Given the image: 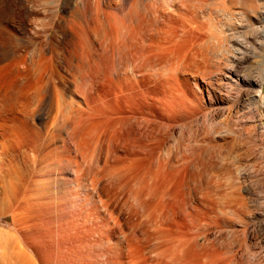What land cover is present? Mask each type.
Returning a JSON list of instances; mask_svg holds the SVG:
<instances>
[{"label": "rangeland", "instance_id": "rangeland-1", "mask_svg": "<svg viewBox=\"0 0 264 264\" xmlns=\"http://www.w3.org/2000/svg\"><path fill=\"white\" fill-rule=\"evenodd\" d=\"M0 30L21 72L59 44L23 110L0 72V122H27L0 137V264H264V0H0Z\"/></svg>", "mask_w": 264, "mask_h": 264}, {"label": "bare ground", "instance_id": "bare-ground-1", "mask_svg": "<svg viewBox=\"0 0 264 264\" xmlns=\"http://www.w3.org/2000/svg\"><path fill=\"white\" fill-rule=\"evenodd\" d=\"M98 10V9H97ZM5 31V30H4ZM3 30H0V48H2L3 46H1L2 44H9V43H18L17 41L18 40H15L14 39V37H12V34H10V33H7L6 31L4 32ZM190 33H192V32H190V27L188 26V25H186L185 26V35H186V43H185V47L186 48H190V46H192L191 45V41H190ZM104 37V36H103ZM42 37H40V35H35V36H32V39H31V41L30 42H24L23 43V47H28V46H35L34 47V49L32 50V55L30 56V58H31V62H34L31 66H30V68L28 69V68H26L25 70L26 71H24V72H21V71H19L17 68H18V66L19 65H22L26 60H27V58L25 57V56H23V57H21L20 58V56L19 57H16V58H13V59H10L11 60V62H7V64H5V65H3V66H0V72H2L3 70H8V69H11V68H16V70H18V73H17V75L12 79V81L9 83H6L7 85H5V88L3 89L4 91H3V97H4V99H6L7 101H9V102H11L10 103V105H9V107H14L15 106V102L16 101H19L18 99L21 97V98H23V101H24V103H22V101H21V103L22 104H20V106H19V108H17V109H21V110H23V108L25 107V104L27 103V102H30L29 104H31V101L32 102H34V101H36V100H40L41 98L43 99V95L44 94H48V95H51V92L53 91V90H55L56 91V88H55V75H57L56 73V66H55V59H56V57L54 56L55 54H56V51H57V49L59 48V44H57V40H55L54 39V37L51 35V34H48V36L46 37V38H44V39H41ZM84 41V40H83ZM20 43H22V42H20ZM59 43V42H58ZM78 43V42H77ZM10 44V45H11ZM19 44V43H18ZM72 44V43H71ZM22 45V44H21ZM65 46V45H64ZM84 46H85V44H84ZM7 47V46H6ZM6 47H4V48H6ZM12 47H14V46H12ZM18 47V46H17ZM44 47H47L50 51H51V53H52V56L49 58V59H47V58H45L43 55H42V49L44 48ZM67 47H69V46H67ZM74 47V46H73ZM82 47H83V45H82ZM92 47V46H91ZM236 50H238V51H240V47H242V44H240L239 42H237V44H236ZM84 48V47H83ZM3 49V48H2ZM15 49H16V47H15ZM191 49V48H190ZM7 50H8V47H7ZM12 50V49H11ZM84 51V50H83ZM237 51V52H238ZM12 52H13V50H12ZM10 51H5V49H4V51L2 50H0V62H1V64H2V61H4V60H7L8 59V56L10 55ZM189 55V54H188ZM11 57V56H10ZM37 57V58H36ZM196 57V56H195ZM235 57V56H234ZM83 58V57H82ZM150 59V58H149ZM194 59V58H193ZM145 60V59H144ZM242 60V59H241ZM263 61H264V59H263ZM44 63H46L47 64V67H44V66H42ZM146 63V62H145ZM80 64V63H79ZM148 64V63H147ZM72 65V64H71ZM185 66V65H184ZM191 66V65H190ZM192 67H193V65H192ZM196 68H197V66H196ZM75 69V68H74ZM73 69V70H74ZM184 70V69H183ZM185 71V70H184ZM197 71H198V69H197ZM258 71V70H257ZM44 73H47V75H48V79H47V81H46V84H45V86H42L43 84H44V78H43V74ZM192 73V72H191ZM263 73H264V68H262L261 67V70H260V78L262 79V77H263ZM187 74V73H186ZM74 76V75H73ZM57 77V76H56ZM47 78V77H46ZM76 78V77H75ZM60 79V78H59ZM81 79V78H80ZM251 82V84H255V85H257L258 83L257 82H259V81H257V80H251L250 81ZM41 85V86H39V85ZM39 86V87H38ZM57 91H59V89L57 90ZM44 93V94H43ZM54 93V92H53ZM45 97H47V96H45ZM59 97V96H58ZM3 102H4V100H3ZM8 102V103H9ZM17 103V102H16ZM40 103V102H39ZM72 103V102H71ZM6 104V103H5ZM17 104H19V103H17ZM74 104V103H73ZM87 105V104H86ZM70 106H71V104H70ZM8 107V106H7ZM15 107H17V105L15 106ZM75 107V106H74ZM78 107V106H77ZM3 108H4V106H3ZM11 108V109H12ZM26 108V107H25ZM92 108V107H91ZM2 109V108H1ZM4 109H6V111L8 110L7 108H4ZM3 109V110H4ZM10 109V108H9ZM10 109V110H11ZM14 109V108H13ZM77 109V108H76ZM75 109V110H76ZM87 109V108H86ZM78 110V109H77ZM2 111V110H1ZM0 111V112H1ZM6 111H5V113H6ZM25 111H26V109L24 110V114H25ZM74 111V110H73ZM84 111V110H83ZM82 111V112H83ZM94 111V110H93ZM12 112V111H11ZM29 112V111H28ZM67 112H69V111H66V113ZM4 113V112H3ZM3 113H0V117L2 116V115H4ZM8 113V112H7ZM15 113V112H14ZM2 114V115H1ZM27 114V113H26ZM70 114V113H69ZM72 114V113H71ZM80 114V113H79ZM90 114V113H89ZM22 115V114H21ZM76 115V114H75ZM99 115V114H98ZM90 116V115H89ZM25 116H18L17 117V119L16 120H12V125H9V124H6L5 122H3V120L0 122V131H1V133H0V137H1V139H8V144H10V146L11 145H15V146H19L20 145V140H21V138H22V134H20V130H22V129H20V127L19 126H21V125H23V123L25 124V122H26V120H25V118H24ZM67 117H68V115H67ZM74 117V116H73ZM72 117V118H73ZM76 117V116H75ZM91 117V116H90ZM14 118H16V117H14ZM56 118V117H55ZM58 118V117H57ZM69 119H70V117H68ZM77 118V117H76ZM3 119V118H2ZM4 119H6V118H4ZM82 119V118H81ZM7 120V119H6ZM9 121H11V119H8ZM70 121V120H69ZM68 121V119H67V122H69ZM87 121H88V118H87ZM61 122V121H60ZM63 122V121H62ZM85 121H83V123H84ZM145 122H147V120L145 121ZM78 123V122H77ZM81 123V122H80ZM92 123V122H91ZM26 124H27V122H26ZM53 124V123H52ZM87 124V123H86ZM60 126H62V125H60ZM67 126V125H66ZM75 126V125H74ZM79 126H80V124H79ZM87 126V125H86ZM85 126V127H86ZM25 127V125H23V128ZM81 127V126H80ZM89 127V126H88ZM148 127V126H147ZM65 128H67V127H65ZM69 129V128H68ZM71 129H73V128H71ZM85 129V128H84ZM84 129H83V131H84ZM88 128H86V130H87ZM30 130H32V131H30L31 132V134L32 135H30L31 136V140H30V142L32 141V142H37V140L39 139V133L35 130V129H30ZM89 130H90V128H89ZM24 131V130H23ZM69 131V130H68ZM22 133V132H21ZM24 133V132H23ZM73 133V132H72ZM91 133V132H90ZM95 133V132H94ZM85 134V133H84ZM80 135V134H79ZM72 136V135H71ZM72 138V137H71ZM83 138V137H82ZM82 138L80 139V140H82ZM88 138V137H87ZM86 138V139H87ZM145 139V138H144ZM69 140V139H68ZM76 140V139H75ZM146 141V140H145ZM80 142V141H79ZM87 142V141H86ZM83 143V142H82ZM79 144V143H78ZM86 144V143H85ZM91 144V143H90ZM89 145V144H88ZM92 145V144H91ZM91 145H89V146H91ZM9 146V145H8ZM57 147V146H56ZM65 147V146H64ZM109 147V146H108ZM146 147V146H145ZM89 148V147H88ZM86 150H87V148H86ZM67 151V150H66ZM83 152H85L84 150H83ZM68 154H70V153H68ZM83 154V153H82ZM87 154V153H86ZM111 155V154H110ZM66 156V155H65ZM147 156V155H146ZM82 158V157H81ZM84 158V157H83ZM121 158V157H120ZM110 159V158H109ZM125 159V158H124ZM127 159V158H126ZM130 159V158H129ZM136 162H137V160L136 159H134ZM85 161V160H84ZM98 161V160H97ZM92 162V161H91ZM107 162V161H106ZM139 162V161H138ZM178 162V161H177ZM129 163H132V162H129ZM190 163V162H189ZM124 164V163H123ZM134 164H135V162H134ZM169 164V163H168ZM76 165V164H75ZM130 165V164H129ZM186 165H188V164H186L185 163V167H186ZM193 165V164H192ZM181 166V165H180ZM179 166V167H180ZM183 166H184V164H183ZM194 166V165H193ZM122 167V166H121ZM185 167H184V169H185ZM13 168H14V166H13ZM107 168V167H106ZM125 168V167H124ZM132 168V167H131ZM12 169V168H11ZM15 169H17L16 167H15ZM14 169V170H15ZM13 170V169H12ZM11 170V171H12ZM101 170V169H100ZM125 170V169H124ZM137 170V169H136ZM146 170V169H145ZM179 170V169H178ZM183 171V169L181 168L180 169V171ZM186 170V169H185ZM193 170H194V168H193ZM10 171V172H11ZM18 171V170H17ZM14 172H16V171H14ZM9 173V172H8ZM180 173V172H179ZM11 174V173H10ZM10 176V175H9ZM12 176V175H11ZM95 176V175H94ZM118 176V175H117ZM123 176V175H122ZM151 178V177H150ZM183 186V185H182ZM128 187V186H127ZM190 195V194H189ZM169 198V197H168ZM118 203V202H117ZM184 203V202H183ZM182 203V204H183ZM194 206V205H193ZM179 210V209H178ZM193 210V209H192ZM183 211V210H182ZM198 211H200V210H198ZM173 212H174V210H173ZM179 212V211H178ZM181 213V212H180ZM175 214H177V212L175 213ZM182 214V213H181ZM180 214V215H181ZM187 214V213H186ZM185 215V214H184ZM179 216V215H178ZM147 217V216H146ZM193 218V217H192ZM206 218V217H205ZM191 219V218H190ZM176 220V219H175ZM199 220V219H198ZM195 223V222H194ZM182 224V223H181ZM191 224V223H190ZM211 224V223H210ZM200 225V224H199ZM203 225V224H202ZM207 225V224H206ZM178 227V226H177ZM246 232V231H245ZM130 236V235H129ZM155 243H157V242H155ZM187 244V243H186ZM194 244H196V243H194ZM131 245V244H130ZM153 245H155V244H153ZM162 245V244H161ZM185 245V244H184ZM188 245V244H187ZM190 246V244L187 246V247H189ZM194 246V245H193ZM192 246V247H193ZM157 248V247H156ZM160 248V247H159ZM168 248V247H167ZM197 248H198V246H197ZM126 249V248H125ZM131 249V248H130ZM129 249V250H130ZM185 249V248H184ZM183 249V250H184ZM199 249V248H198ZM197 249V250H198ZM201 249V248H200ZM199 249V250H200ZM162 250V249H161ZM189 250V249H188ZM195 250V249H194ZM196 250V251H197ZM199 250H198V252H199ZM163 251V250H162ZM209 251H210V249H209ZM221 251V250H220ZM128 252V251H127ZM161 252V251H160ZM159 252V253H160ZM195 252V251H194ZM208 252V251H207ZM213 252V251H212ZM129 253H131L130 251H129ZM128 253V254H129ZM182 253H183V251H182ZM196 254H197V252H195ZM194 253V254H195ZM204 253V252H203ZM202 253V254H203ZM135 255H136V253H134ZM134 254H132V255H134ZM156 254H158V253H156ZM156 254H154V255H156ZM163 254V253H162ZM166 254V253H165ZM207 254V253H206ZM209 254V253H208ZM120 255V254H119ZM139 255V254H138ZM167 256H168V254H166ZM200 255V254H199ZM140 256V255H139ZM185 256V255H184ZM192 256V255H191ZM196 256H198V255H196ZM211 256V255H210ZM119 257V256H118ZM132 257V256H131ZM130 257V258H131ZM156 257V256H155ZM158 257H163V256H158ZM182 257L183 256H181V259H182ZM194 257V256H193ZM133 258V257H132ZM157 258V257H156ZM180 258V257H179ZM209 258V257H208ZM207 258V259H208ZM218 258V257H217ZM147 259V258H146ZM163 259V258H162ZM165 259V258H164ZM199 259V258H198ZM210 259V258H209ZM166 260H168V259H166ZM171 260H172V258H171ZM174 260V259H173ZM172 260V261H173ZM175 260H177L176 258H175ZM174 260V261H175ZM196 260V259H195ZM212 260V259H211ZM210 260V261H211ZM218 260V259H217ZM132 261V260H131ZM137 261V260H136ZM142 261V260H141ZM144 261H145V259H144ZM154 261H155V258H154ZM156 261H157V259H156ZM170 261V260H169ZM171 261V262H172ZM178 261V260H177ZM182 261H184V260H182ZM194 261V260H193ZM220 261V260H219ZM218 261V262H219ZM129 262V261H128ZM139 262V261H138ZM146 262V261H145ZM144 262V263H145ZM153 262V261H152ZM158 262V261H157ZM156 262V263H157ZM167 262V261H166ZM190 262H192V261H190ZM190 262H188V263H190ZM208 261H206V263H207ZM142 263H143V261H142ZM163 263V262H162ZM162 263H160V264H162ZM172 263H174V262H172ZM179 263V262H178ZM198 263V262H197ZM227 263V262H226ZM167 264H169V263H167ZM193 264V263H192Z\"/></svg>", "mask_w": 264, "mask_h": 264}]
</instances>
